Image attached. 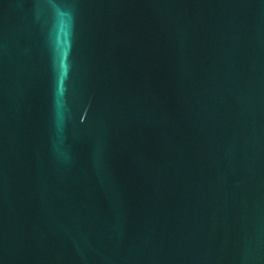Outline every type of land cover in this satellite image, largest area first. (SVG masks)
<instances>
[{"label":"water","instance_id":"water-1","mask_svg":"<svg viewBox=\"0 0 264 264\" xmlns=\"http://www.w3.org/2000/svg\"><path fill=\"white\" fill-rule=\"evenodd\" d=\"M0 264H264V0H0Z\"/></svg>","mask_w":264,"mask_h":264}]
</instances>
